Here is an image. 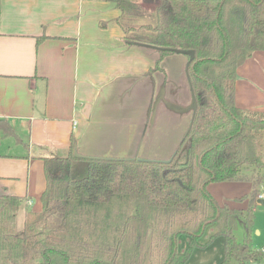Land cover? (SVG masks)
<instances>
[{
  "label": "trees",
  "instance_id": "obj_1",
  "mask_svg": "<svg viewBox=\"0 0 264 264\" xmlns=\"http://www.w3.org/2000/svg\"><path fill=\"white\" fill-rule=\"evenodd\" d=\"M99 1L119 10L124 46L156 49L155 69L171 49L194 50L188 64L197 103L192 124L164 160L83 158L86 173L75 179L74 138L67 156L44 158L41 208L26 209L22 229L16 227L22 198L0 195V264H184L195 247L219 235L224 254L217 264H259L264 252L251 246L250 234L264 188V111L236 104L235 81L237 67L264 50V0H158L145 22H136L135 0ZM5 136L20 140L0 118ZM222 181L252 183L246 209L216 202L206 185ZM240 221L241 241L234 233ZM181 234L188 244L178 251Z\"/></svg>",
  "mask_w": 264,
  "mask_h": 264
},
{
  "label": "crops",
  "instance_id": "obj_2",
  "mask_svg": "<svg viewBox=\"0 0 264 264\" xmlns=\"http://www.w3.org/2000/svg\"><path fill=\"white\" fill-rule=\"evenodd\" d=\"M118 15L108 1L0 0V118L20 138H0V195L22 198L18 230L26 209L41 208L43 159L67 156L72 138L85 157L164 160L188 131V56L168 54L155 69L154 47L124 46ZM235 102L264 111V50L237 67ZM86 168V160L73 159L71 176ZM206 189L220 206L246 209L252 183L209 182ZM181 238L183 251L188 236ZM196 252L202 262L213 255L211 263H219L223 237L195 247L188 259Z\"/></svg>",
  "mask_w": 264,
  "mask_h": 264
},
{
  "label": "rangeland",
  "instance_id": "obj_3",
  "mask_svg": "<svg viewBox=\"0 0 264 264\" xmlns=\"http://www.w3.org/2000/svg\"><path fill=\"white\" fill-rule=\"evenodd\" d=\"M135 1L138 4L139 11H140L138 18H136V22H145V21L151 19L153 17V10L152 9L155 6V4H157L158 0H135ZM73 178L78 179V178H81V176L75 175V176H73ZM262 187L261 186L259 187L260 189H259V192L257 194L258 199H264V198H259V195L261 193H264V188H262ZM253 211H254V216H253L252 230H251V234H250V244H251V246H253L256 249H263V252H264V202L263 203H257L256 202V204L253 207ZM21 217H22V214L20 213V218ZM242 225H243V223H242V221H240L235 232H234L236 239L239 241H241L243 239V227H242ZM208 230L210 231L209 228L207 230H205L203 236L199 239L200 243H204L208 239L209 234L211 233L210 232L209 234H207ZM181 235H184V234H181ZM181 235L178 236V241H177L178 251H180V250H182V248H184V243L181 241L182 240ZM216 237H218V236H216ZM217 248L218 247L216 245V250H217ZM209 255H211V253H209ZM215 255H216V253H215ZM201 259H202L201 254L196 252V254H194L190 259H188L184 264H212L211 259L215 260V258H213V255L207 261L202 262ZM262 261H264V258ZM227 264H237V262L235 259H231V260H229V262ZM245 264H250V263H245ZM260 264H264V262H262Z\"/></svg>",
  "mask_w": 264,
  "mask_h": 264
},
{
  "label": "water",
  "instance_id": "obj_4",
  "mask_svg": "<svg viewBox=\"0 0 264 264\" xmlns=\"http://www.w3.org/2000/svg\"><path fill=\"white\" fill-rule=\"evenodd\" d=\"M171 50H173V51L176 52V53H181V54L187 55L189 61L192 60V59L194 58V56H195V52H194V50H192V49H180V48H174V49H171ZM189 61H188V64H189ZM192 105H193V113H192V119H191V123H190V125H189V128H190V126H191V124H192V120H193V118H194V114H195L196 107H197V103H196V99H195V96H194L193 91H192ZM189 128H188V129H189ZM74 155H75V157H78V158H107V157H85V156L80 155V154H78V153H76V152H75ZM125 159L133 160L134 158H125ZM258 200H260V199H258Z\"/></svg>",
  "mask_w": 264,
  "mask_h": 264
},
{
  "label": "built area",
  "instance_id": "obj_5",
  "mask_svg": "<svg viewBox=\"0 0 264 264\" xmlns=\"http://www.w3.org/2000/svg\"><path fill=\"white\" fill-rule=\"evenodd\" d=\"M259 198H264V193H261V194L259 195Z\"/></svg>",
  "mask_w": 264,
  "mask_h": 264
}]
</instances>
